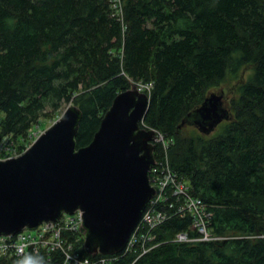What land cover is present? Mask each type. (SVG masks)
<instances>
[{"label":"trees","instance_id":"16d2710c","mask_svg":"<svg viewBox=\"0 0 264 264\" xmlns=\"http://www.w3.org/2000/svg\"><path fill=\"white\" fill-rule=\"evenodd\" d=\"M123 5L121 18L111 0H0V141L20 154L43 118L74 103L83 116L76 142L85 146L117 93L148 85L142 124L172 138L170 168L206 204L211 231L224 238L176 241L180 230L199 232L192 215L173 207L153 227L154 247L141 254H89L78 228L63 229L62 238L95 264L103 255L113 256L109 264H264V0ZM228 78L237 80L225 88ZM219 87L229 118L211 135L186 133L194 125L178 124ZM162 146L156 142L157 158ZM62 257L40 247L26 260L61 264ZM0 264L21 262L6 248Z\"/></svg>","mask_w":264,"mask_h":264},{"label":"water","instance_id":"95a60500","mask_svg":"<svg viewBox=\"0 0 264 264\" xmlns=\"http://www.w3.org/2000/svg\"><path fill=\"white\" fill-rule=\"evenodd\" d=\"M223 94L211 91L178 125L213 133L230 116ZM111 102L85 146L76 142L82 110L71 103L22 154L0 158V237L79 211L89 254L126 247L156 193L149 177L156 130L142 125L148 93L135 83Z\"/></svg>","mask_w":264,"mask_h":264},{"label":"built area","instance_id":"2783aa9c","mask_svg":"<svg viewBox=\"0 0 264 264\" xmlns=\"http://www.w3.org/2000/svg\"><path fill=\"white\" fill-rule=\"evenodd\" d=\"M112 13L116 17L123 18L122 7L124 6V0H111ZM143 85V84H142ZM142 85L139 87L142 89ZM148 85L146 86V88ZM155 134V142L163 144V155L154 161L151 171L149 173L150 182L156 190L155 195L147 202L145 210L141 214V219L138 225L134 227V230L130 237H128L125 252L128 251H140V254L147 249L154 247L153 242L155 234L152 233L153 227L165 222L171 213L165 208L173 207L176 209L175 214L184 215L185 213L193 216L194 220L191 223L193 229H197L198 235L190 236L187 231H179L174 239L176 241L185 240L191 242L192 240L199 239L205 240H217L220 235H215L211 231L210 226L207 225L208 213L207 206L204 202L200 201L198 196L191 192L189 184L186 183V179L183 176L174 173L170 168L168 162V147L174 143L172 138H165L163 134L159 133L157 129ZM5 145V144H3ZM7 148L15 150V146L12 148L10 145ZM18 150L9 154L0 155L8 158L9 156L18 155ZM167 204L164 205V204ZM159 204H162L163 208H159ZM79 211L75 214L63 213L58 220H45L38 224L37 227H26L21 229L13 235H4L0 237V250L10 248L11 252H15L18 256L21 264H28V260L31 259L32 254L39 251L40 247L48 249H60L63 257L61 264H95V258H89L86 256H79L72 251L73 241L62 238L63 229H76L81 224V218ZM70 227V228H69ZM145 227V230L141 228ZM16 236V239L12 242L7 240V237ZM71 243V244H70ZM32 246V250H30ZM100 264H109L113 256L103 255L97 257ZM28 259V260H26ZM26 260V261H25Z\"/></svg>","mask_w":264,"mask_h":264},{"label":"rangeland","instance_id":"374dc122","mask_svg":"<svg viewBox=\"0 0 264 264\" xmlns=\"http://www.w3.org/2000/svg\"><path fill=\"white\" fill-rule=\"evenodd\" d=\"M249 72H250V69L248 70V69H244L243 70V72H242V79H244V77H247L248 75H249ZM233 80V78H228V79H226V80H224V82H223V87H229V86H231L232 85V83L233 82H236V80H234V81H232ZM233 84H235V83H233ZM138 86V85H137ZM140 87V86H139ZM142 87L143 88H145L146 90L148 89V88H146V85H142ZM143 88L141 89V90H143ZM220 89H222L221 87H219V88H215V89H212V91H217V90H220ZM66 106H67V104L66 103H64V105L59 109V111L56 113L57 114V116H56V114H51V115H49L48 117H46L45 119L43 118L42 120H43V123H41L39 126H35L32 130H31V134L29 135V137L27 138V139H25V140H23V144H25L24 145V147L25 148H27L29 145H30V143H32L33 142V140H34V138H36V136L39 134V133H41L44 129H46L47 128V126L48 125H51L55 120V118L56 117H59V115H60V113L66 108ZM222 122V121H221ZM221 122H220V124H221ZM224 124V122H222V124H221V127H222V125ZM44 127V128H43ZM219 127H220V125L218 124V126L216 127V129L213 131V133L214 132H216V131H218V129H219ZM193 128H195V129H197V127H195V126H188L187 125V127H186V129H185V132L187 133H189L190 132V130L191 131H193L194 129ZM197 131H198V129H197ZM212 134V133H211ZM210 134V135H211ZM6 140V139H5ZM3 143H4V141L2 140V141H0V155H5V153L6 154H9V153H12V152H15V151H17V149H15V150H13V149H10V148H7L6 147V145H3ZM17 147V146H16ZM9 157H11V156H9ZM8 157V158H9ZM1 158H5V157H3V156H1ZM224 237H222L221 235L219 236V239H223Z\"/></svg>","mask_w":264,"mask_h":264},{"label":"clouds","instance_id":"9594fccd","mask_svg":"<svg viewBox=\"0 0 264 264\" xmlns=\"http://www.w3.org/2000/svg\"><path fill=\"white\" fill-rule=\"evenodd\" d=\"M142 125H143V124H142ZM38 135H39V134H38ZM38 135H37V136H38ZM24 150H25V149H24ZM24 150H23V151H24ZM23 151H22V152H23ZM22 152H21L20 154H22ZM20 154H18V155H20ZM15 156H17V155H15ZM7 159H8V158H7ZM222 237H223V236H222ZM125 248H126V247H125ZM106 254H109V253H106Z\"/></svg>","mask_w":264,"mask_h":264},{"label":"bare ground","instance_id":"6f19581e","mask_svg":"<svg viewBox=\"0 0 264 264\" xmlns=\"http://www.w3.org/2000/svg\"><path fill=\"white\" fill-rule=\"evenodd\" d=\"M155 143H156V142H155ZM199 199H200V198H199ZM200 201H201V199H200ZM208 218H209V216L207 217V222H206V223H207V225H208Z\"/></svg>","mask_w":264,"mask_h":264}]
</instances>
